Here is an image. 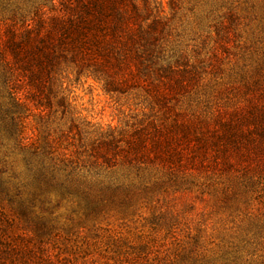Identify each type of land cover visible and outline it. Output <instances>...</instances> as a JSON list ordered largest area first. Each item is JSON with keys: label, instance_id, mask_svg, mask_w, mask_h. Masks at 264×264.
<instances>
[{"label": "trees", "instance_id": "trees-1", "mask_svg": "<svg viewBox=\"0 0 264 264\" xmlns=\"http://www.w3.org/2000/svg\"><path fill=\"white\" fill-rule=\"evenodd\" d=\"M169 24L151 0H0V202L46 226L63 201L98 204L111 188L98 180L104 170L201 169L233 172L232 195L256 201L264 216V51L240 76L242 103L195 115L180 104L198 94L203 61L177 54ZM70 75L141 99L155 118L87 146L73 118L66 129L52 126L70 114ZM34 112L40 127L29 135ZM4 217L0 264H12L21 252L7 240Z\"/></svg>", "mask_w": 264, "mask_h": 264}, {"label": "rangeland", "instance_id": "rangeland-1", "mask_svg": "<svg viewBox=\"0 0 264 264\" xmlns=\"http://www.w3.org/2000/svg\"><path fill=\"white\" fill-rule=\"evenodd\" d=\"M151 1L162 4L177 54L203 61L198 94L180 107L207 115L242 103L240 76L264 51L262 0H176L174 11L170 0ZM64 87L70 114L62 121L57 114L52 126L66 129L73 118L87 146L155 118L141 99L107 95L89 78L70 75ZM26 125L29 135L40 127L37 113ZM232 174L104 170L98 180L111 188L98 204L63 201L46 226L0 202L7 240L21 252L12 264H264L262 208L232 195Z\"/></svg>", "mask_w": 264, "mask_h": 264}]
</instances>
